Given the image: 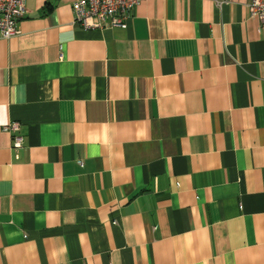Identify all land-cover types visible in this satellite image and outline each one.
Here are the masks:
<instances>
[{"label": "crops", "instance_id": "1", "mask_svg": "<svg viewBox=\"0 0 264 264\" xmlns=\"http://www.w3.org/2000/svg\"><path fill=\"white\" fill-rule=\"evenodd\" d=\"M74 1L24 0L0 36V264H264L250 0H141L100 29Z\"/></svg>", "mask_w": 264, "mask_h": 264}, {"label": "built area", "instance_id": "2", "mask_svg": "<svg viewBox=\"0 0 264 264\" xmlns=\"http://www.w3.org/2000/svg\"><path fill=\"white\" fill-rule=\"evenodd\" d=\"M141 0H76L71 9L74 22L84 29H100L107 27H125L130 12ZM249 13L264 22V0H250ZM26 12L24 0H0V36L10 38L19 34L18 21ZM19 123L11 121L4 126L7 131L14 132L12 149H19L23 137L17 134Z\"/></svg>", "mask_w": 264, "mask_h": 264}, {"label": "rangeland", "instance_id": "3", "mask_svg": "<svg viewBox=\"0 0 264 264\" xmlns=\"http://www.w3.org/2000/svg\"><path fill=\"white\" fill-rule=\"evenodd\" d=\"M73 4V3H72ZM72 6V5H71Z\"/></svg>", "mask_w": 264, "mask_h": 264}]
</instances>
